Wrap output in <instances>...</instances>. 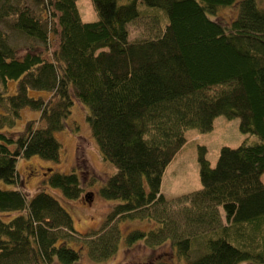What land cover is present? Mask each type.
<instances>
[{
	"label": "trees",
	"instance_id": "1",
	"mask_svg": "<svg viewBox=\"0 0 264 264\" xmlns=\"http://www.w3.org/2000/svg\"><path fill=\"white\" fill-rule=\"evenodd\" d=\"M91 1L94 21L81 19L76 0H0V181L18 184V157L58 161L54 132L75 98L87 107L102 158L116 168L99 193L118 202L99 227L79 234L53 195L39 189L26 198L0 186V264H72L79 251L69 242L78 236L90 259H105L118 248L122 219L155 222L128 230V244L167 239L186 264H264V4ZM233 5L235 16L219 19V9ZM130 25H141V34L130 38ZM22 108L39 115L12 131ZM219 115L237 118L239 131L256 140L222 146L214 165L199 145L200 187L164 196L162 176L185 131H209ZM48 181L68 199L84 191L74 169L52 171ZM155 260L172 262L166 254Z\"/></svg>",
	"mask_w": 264,
	"mask_h": 264
},
{
	"label": "rangeland",
	"instance_id": "2",
	"mask_svg": "<svg viewBox=\"0 0 264 264\" xmlns=\"http://www.w3.org/2000/svg\"><path fill=\"white\" fill-rule=\"evenodd\" d=\"M127 1L129 0H119L120 3ZM257 1L264 4V0ZM76 5L83 21L97 19L91 0H76ZM235 13L236 6L234 5L221 7L218 17L229 21L235 16ZM128 29L130 38H135L142 32L141 25H130ZM10 36L13 43L24 42V38H18L15 33H10ZM15 85V80H9L6 93H13ZM29 94L46 97L48 92L31 88ZM86 114L87 107L73 98L70 113L64 119V127L54 132V136L60 144L58 161L44 159L38 155L18 157L16 160L18 184H6L0 181V186L7 189L16 186L26 198H30L39 189L53 195L69 212L73 228L79 234L99 227L108 211L118 202L117 199L105 198L99 193V187L107 177L115 172L116 168L102 158L86 121ZM38 115L39 112L36 110L22 108L20 116L10 130L20 131L26 120L37 118ZM185 137V143L168 163L162 176L160 192L168 198H174L200 187L197 162V147L199 145L206 147V157L210 165H214L222 146L235 147L244 138L249 141L256 140L255 135L239 131L237 118L228 119L222 115L214 119L211 130L199 132L195 128H188L185 131ZM77 157L80 158V161H77ZM73 169L80 176L84 191L79 197L68 199L58 187L50 185L48 180L52 171L68 173ZM92 177L94 179L90 183ZM261 181L264 183V171L261 174ZM88 192L90 195L87 197L85 193ZM116 224L121 236L114 254L102 260H92L87 253V239L78 236L77 240L69 242V245L79 251V258L72 264H141L147 261H154L153 264H156L155 259L165 254L170 256L171 264H186L184 258L177 255L175 249L171 248L170 241L167 239L153 247L147 245L144 240H138L131 244L126 242L125 234L128 230L133 228L148 230L155 225L152 220L122 219ZM239 264L252 263L243 261Z\"/></svg>",
	"mask_w": 264,
	"mask_h": 264
}]
</instances>
